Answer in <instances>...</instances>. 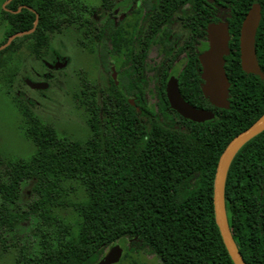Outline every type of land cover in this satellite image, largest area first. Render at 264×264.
<instances>
[{"label":"trees","instance_id":"obj_1","mask_svg":"<svg viewBox=\"0 0 264 264\" xmlns=\"http://www.w3.org/2000/svg\"><path fill=\"white\" fill-rule=\"evenodd\" d=\"M206 1L195 0L200 6ZM228 1L236 34L252 3L261 4L256 47L264 72V0ZM6 8L8 33L0 45L38 22L31 33L16 37L0 51V67L5 63L2 55L27 39H32L35 58L43 59L51 34L63 23L79 21L65 0H11ZM79 23L85 24L81 19ZM85 25L84 35L98 39L99 51L108 56L109 29H93L97 26L93 19ZM237 60L227 64L230 106L217 108L207 101L216 116L202 123L168 111L165 93L158 107L145 111L140 106L138 111L121 90V95H114L112 79L106 87L95 85L93 95L79 100L89 111L91 136L86 140L60 138L52 126L42 124L27 106L23 108L29 120L26 133L36 152L29 159L6 160L0 155V247L8 248L6 234L34 214L42 226L41 249L20 252L17 264H94L121 240L131 241L132 250L155 254L162 264H234L215 220L214 178L228 142L264 113V79L246 73ZM182 85L184 96L202 105L205 98L199 82L185 80ZM74 180L84 187L83 202L69 198L67 182ZM24 181L32 182L37 198L21 211L9 203L17 201ZM225 199L233 236L245 261L264 264V130L235 155ZM65 205L79 213L76 233L53 215L54 207ZM54 224L57 229L52 233Z\"/></svg>","mask_w":264,"mask_h":264},{"label":"rangeland","instance_id":"obj_2","mask_svg":"<svg viewBox=\"0 0 264 264\" xmlns=\"http://www.w3.org/2000/svg\"><path fill=\"white\" fill-rule=\"evenodd\" d=\"M65 1L70 2V7L77 14L75 17L79 21L69 25L63 23L61 29L51 34L48 54L43 58L50 62L53 59L51 54L58 52L68 59L65 66L50 70L51 75L43 76L40 81L41 75L38 76L36 72H46L47 68L41 59H36L31 52L32 39L24 40L18 49L2 55L5 63L0 67V155L6 160L29 159L36 152L34 141L26 133L29 125V120L23 112L26 106L42 124L52 126L60 138L86 140L91 136L87 120L89 111L79 100L93 95L92 90L95 89V85L106 87L110 83L108 66L99 62L100 60L106 62L109 58L100 51L99 60L100 42L98 39L90 40V33L84 35L85 24L88 23L79 22L80 19L85 21L93 18L94 10L97 13H100V8L104 10L105 0ZM6 2L7 0H0V42L8 33V22L3 13V9L8 10ZM123 6L126 7L125 3L122 4ZM107 14V12L101 14L98 26L104 24ZM29 82L46 83L47 87L35 88ZM17 91H21L23 95L17 98ZM97 93L94 96L99 99ZM149 98L152 103L157 101L154 94ZM67 186L70 189L71 200L83 202L86 199V192L79 181H68ZM31 187L32 182L24 181L21 184L19 198L14 204L9 203V205L21 211L28 210L29 204L37 198ZM2 201L0 197V203ZM53 215L72 227V233L77 232L80 216L73 206H56L53 208ZM38 221L39 218L31 214L25 224L19 225L11 234H6L8 248L0 247V264H17L16 258L19 257L20 252H36L41 249L42 226H38ZM50 229L55 233L57 224ZM119 244L123 247L119 264L132 260L136 264H162L153 253L140 249L132 250L129 246L131 241L121 240Z\"/></svg>","mask_w":264,"mask_h":264},{"label":"flooded vegetation","instance_id":"obj_3","mask_svg":"<svg viewBox=\"0 0 264 264\" xmlns=\"http://www.w3.org/2000/svg\"><path fill=\"white\" fill-rule=\"evenodd\" d=\"M123 3H125V8L122 7ZM103 7L104 10L100 8V13L92 11L94 19H91L98 23L102 17L101 14L108 13L104 23L108 22L109 25H97L93 29L97 31L109 29V52L108 56H105L109 58L106 63L110 72L109 79H112L115 85L114 95L116 97L121 94L125 95L136 110L141 111L143 108L146 111L149 106L158 107L160 100H163L164 93L167 98V83L172 78H176L179 90L185 100L196 107L213 110L209 107L207 102L209 100L202 91L204 79L202 78L203 66L200 59V56L210 47L208 35L210 24L219 22H228L229 24L228 53L224 54V68L229 81L227 71L229 60L237 62L239 58L241 65V26L238 34L231 29L230 19L233 17V11L228 0H224L223 3L207 0L201 6L195 0H105ZM91 19L88 18L83 22L90 23ZM255 48L259 62L256 40ZM100 55L101 53L98 51L99 60ZM51 58L53 59L50 62L41 59L42 63L46 65L47 71L36 72L38 76L41 75L40 81L43 76L51 75V71L57 67L55 65H59L58 60H68L58 52H53ZM99 62L101 65L105 63L101 60ZM259 76L261 77V75ZM261 78L264 79V77ZM185 80L199 82L205 98L202 105L195 104L184 96L182 84ZM133 81L137 82L135 86L129 84ZM119 90L122 91L121 94ZM151 94L156 96L155 103H152L149 98ZM17 95L21 97L23 94L21 91H17ZM167 109L175 111L170 107V104ZM177 114L183 119H187L178 112Z\"/></svg>","mask_w":264,"mask_h":264},{"label":"water","instance_id":"obj_4","mask_svg":"<svg viewBox=\"0 0 264 264\" xmlns=\"http://www.w3.org/2000/svg\"><path fill=\"white\" fill-rule=\"evenodd\" d=\"M11 0H7L6 3ZM261 21V4L254 2L246 13L240 30V50L241 65L247 73L259 74L264 77V73L260 67L256 56L255 40L256 32ZM38 19L34 22V27L30 30L16 32L9 36L8 40L0 45V51L6 48L13 39L24 34L31 33L37 25ZM208 35L210 39V47L201 56L203 66L202 84L203 94L212 105L218 108H228L230 106V81L225 72L224 54L228 53L229 41V24L228 22L212 23L208 27ZM67 61L59 62L57 67H63ZM32 87L44 89L46 83L29 82ZM167 98L170 107L177 111L183 117L195 122H205L215 117V112L210 109L196 107L184 99L176 78H172L167 83ZM264 130V113L256 119L249 127L239 132L226 145L220 155L213 190V203L215 220L218 225L222 240L225 247L232 258L234 264H248L239 246L235 241L230 225L226 199L225 185L230 165L242 146L252 139L255 135ZM123 254V247L119 244H113L108 251L94 264H115L118 263Z\"/></svg>","mask_w":264,"mask_h":264}]
</instances>
